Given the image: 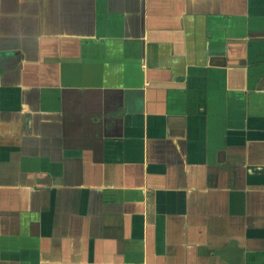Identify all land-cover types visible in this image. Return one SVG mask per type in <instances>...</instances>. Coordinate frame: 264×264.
Here are the masks:
<instances>
[{
    "label": "crops",
    "instance_id": "crops-1",
    "mask_svg": "<svg viewBox=\"0 0 264 264\" xmlns=\"http://www.w3.org/2000/svg\"><path fill=\"white\" fill-rule=\"evenodd\" d=\"M0 264H264V0H0Z\"/></svg>",
    "mask_w": 264,
    "mask_h": 264
}]
</instances>
